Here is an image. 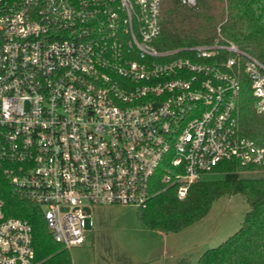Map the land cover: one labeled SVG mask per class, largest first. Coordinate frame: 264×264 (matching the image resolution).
I'll return each mask as SVG.
<instances>
[{
    "label": "built area",
    "instance_id": "2783aa9c",
    "mask_svg": "<svg viewBox=\"0 0 264 264\" xmlns=\"http://www.w3.org/2000/svg\"><path fill=\"white\" fill-rule=\"evenodd\" d=\"M161 29V0H0V165L65 247L96 206L145 207L160 171L184 198L223 160L264 164L237 116L244 75L264 114V64L220 26L169 50ZM0 264H36L31 223L2 199Z\"/></svg>",
    "mask_w": 264,
    "mask_h": 264
},
{
    "label": "trees",
    "instance_id": "16d2710c",
    "mask_svg": "<svg viewBox=\"0 0 264 264\" xmlns=\"http://www.w3.org/2000/svg\"><path fill=\"white\" fill-rule=\"evenodd\" d=\"M222 34L264 64V0H198L196 6L181 0H161V33L155 44L161 50L212 42ZM237 116L239 133L264 146V114L247 77H243ZM245 171L264 172V164L243 166L223 160L213 169L219 178L203 177L191 185L184 198L177 185L156 176L155 196L138 217L150 230L178 232L205 217L215 200L241 194L249 204L241 227L221 244L207 249L197 264H264V176L242 177ZM0 199L8 216L27 219L33 227L36 264H73L70 249L57 242L40 205L18 191L0 165Z\"/></svg>",
    "mask_w": 264,
    "mask_h": 264
},
{
    "label": "rangeland",
    "instance_id": "374dc122",
    "mask_svg": "<svg viewBox=\"0 0 264 264\" xmlns=\"http://www.w3.org/2000/svg\"><path fill=\"white\" fill-rule=\"evenodd\" d=\"M218 173L203 177L219 178ZM242 177L264 176L245 171ZM250 206L241 194L214 201L208 214L178 232L148 229L134 205L96 206L95 228L84 245L70 247L73 264H197L209 248L226 241L242 225Z\"/></svg>",
    "mask_w": 264,
    "mask_h": 264
},
{
    "label": "crops",
    "instance_id": "0c3cea01",
    "mask_svg": "<svg viewBox=\"0 0 264 264\" xmlns=\"http://www.w3.org/2000/svg\"><path fill=\"white\" fill-rule=\"evenodd\" d=\"M153 231H155V230H153ZM162 232H163V231H162ZM163 233H164V232H163ZM86 240H87V239H86ZM85 243H86V241H85ZM85 243H84V244H85ZM84 244H82V245H84ZM72 260H73V259H72ZM135 264H142V263H135Z\"/></svg>",
    "mask_w": 264,
    "mask_h": 264
}]
</instances>
